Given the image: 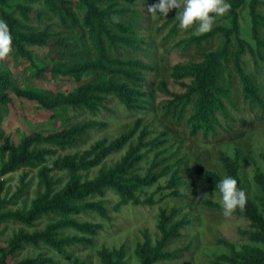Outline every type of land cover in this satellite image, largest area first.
<instances>
[{"label": "rangeland", "instance_id": "obj_1", "mask_svg": "<svg viewBox=\"0 0 264 264\" xmlns=\"http://www.w3.org/2000/svg\"><path fill=\"white\" fill-rule=\"evenodd\" d=\"M65 1L79 25H74L67 13L65 21L55 15L44 0H8L7 5L0 4V20L4 21L2 12L6 11L49 36L45 47L28 48L29 57L12 45L11 55L0 60V92L13 98L10 103L0 102V170L8 157L5 149L19 145L33 133L49 134L93 122L94 126L73 147L59 149L57 156H81L100 141L109 143L132 133L120 151L108 155L97 167L80 173L84 178L94 179L101 169L109 171L131 146L142 140L153 143L142 148L143 157L136 165V173L151 174L158 179L151 186L137 189L140 204L124 200L114 190L107 189L103 196L74 200L75 207L82 208L79 213L50 211L41 214L33 226L0 220V264L3 261L7 264H141L147 256L150 262L156 259L152 264H264L259 261L264 257V242L256 240L257 234L264 236V106L247 98L242 77L244 74L250 79L264 103V25L260 29L259 46L252 32L251 0H245L239 15L240 37L246 43V51L236 58L239 46L233 36L230 59L221 66L218 86L224 91L221 98L227 114L218 113L215 131L207 133L196 131L191 122L196 96L190 101L185 98L193 79L185 75L183 68L200 61L204 52L223 49L226 40L217 34L198 44L193 39L204 34L194 35V29H180L175 9L168 17L147 12L155 0H103L100 4L101 8L122 9L123 15L119 16L122 22L135 17L133 37L139 47L121 45L118 51L110 52L112 58L141 63L134 70L137 80L131 78L132 74L116 79L135 91L137 99L132 106L125 107L114 94L103 96L106 109L96 113L68 106L46 109L36 101L17 97L16 88L45 95L68 93L93 76L91 72L80 74L79 81L54 72L56 62L71 64L76 53H86L81 39L87 40L88 36L82 26L87 8L79 0ZM21 5L29 8V20L21 16L18 8ZM258 11L264 16V0H260ZM217 27L230 28L231 17L228 14L218 17L213 29ZM58 38L76 49L60 50L56 45ZM79 59L82 61L75 69L88 61L86 57ZM222 155L238 160L239 177L248 199L255 205L258 220L237 211L224 217L218 197L213 196L215 190L199 173L201 167L220 178L227 175ZM49 177L51 197L60 193L71 179L67 171H54ZM40 181V167L0 175V213L32 209L49 192ZM93 204L101 205L104 212L89 207ZM163 211L171 217L168 227L178 223L182 227L178 228V237L161 246L159 223ZM71 219L89 223L93 232L81 234L66 225ZM46 232L53 234V241L60 247L42 240L37 246L16 242L21 234ZM70 238L81 240L67 246L65 240ZM143 250L147 253L142 258Z\"/></svg>", "mask_w": 264, "mask_h": 264}, {"label": "trees", "instance_id": "obj_2", "mask_svg": "<svg viewBox=\"0 0 264 264\" xmlns=\"http://www.w3.org/2000/svg\"><path fill=\"white\" fill-rule=\"evenodd\" d=\"M79 1L87 8L82 26L86 28L84 31H87L88 36L87 40L81 39V43L84 46L83 50L86 53L83 55H80L79 52L76 53V57L74 61L72 60L71 64L69 62H56L54 72L58 75L73 76L79 81L81 80L80 74L91 72L93 76L68 93L59 92L45 95L33 90L16 88V96L36 101L46 109L68 106L71 108H84L91 113H96L100 109H106L103 104V96L114 94L119 97L125 107H130L137 99L135 91L126 83H120L116 79L117 77L130 76L132 74L131 78L137 80V75H135L134 70L137 66H141V63L134 59L123 61L116 57L112 58L110 52L111 50L118 51L121 45H126L133 49L139 47L138 41L133 37L135 34V17H132L128 22H122L119 19V16L121 17L123 15L122 9H113L114 7L112 9L101 8L100 4L103 0ZM228 2L231 7L226 14L231 17V27H217L201 37H195L193 39L199 44L202 40L210 39L217 34H221L226 40L223 49L204 52L201 55L202 59L200 61L190 63L183 68L185 75L193 79L185 98L187 101H190L192 96H196L195 112L191 117V122L196 131L203 130L206 133L214 132L218 124L217 114H227V108L221 98L224 91L218 86V81L221 76L222 62H227L230 59L231 38L234 36L238 42L239 51L237 52L236 58H239L246 51V43L240 37L239 22L240 9L243 7L245 0H228ZM7 3L8 0H0L1 5H7ZM44 3L50 11L60 16L64 21L67 18V13V15H71L69 18L71 22L76 26L79 25L71 7L67 6L68 3L65 0H44ZM259 4L260 0H251L249 9L253 36L260 46L262 43L260 29L264 25V16L258 11ZM18 8L24 20H29V8L22 5ZM2 16L9 26L13 38V46L22 55L29 57L31 54L28 49L29 47H45L47 42H49V36L46 32L35 31L31 26L26 25L12 13L3 11ZM113 17H116L117 20L114 21ZM56 45L62 51L65 50L62 49L64 47L69 50L76 49V47L66 45L62 38L56 39ZM85 57L88 61L80 65L79 69H75V65L82 61L79 58L84 59ZM242 77L245 82L247 98H252L253 101L259 102L264 106L259 92L255 89L250 79L244 74ZM12 101L13 98L10 95L0 92V102L10 103ZM94 124L93 122H89L70 129L64 128L58 132L49 134L33 133L19 145H13L5 149L4 154L8 152V157L2 165L0 175H6L23 168L40 167V184H44L49 192L45 197L36 201L32 209L28 211L16 210L0 213V220H13L28 226H33L34 221L41 214L50 211L61 212L66 215L79 213L82 208L75 207L73 204L74 200H81L93 195L103 196L107 189L114 190L124 200L132 201L134 204L141 203L139 196L136 194L137 189L151 186L158 179V176L151 174L143 176L136 173V165L143 157L141 153L142 148L151 145L153 141L143 143L141 140L136 146H131L124 157L110 168L109 171L101 169L99 175L92 180L84 178L80 172L89 171L97 167L108 155L120 151L128 143V139L132 133L109 143L107 140L100 141L92 150L86 151L81 156L77 154H67L63 157L57 156L59 149L73 147L78 142L79 137L87 129L93 127ZM145 135L147 133L143 136ZM156 142L157 139L154 141V144ZM93 154H95L94 157ZM221 161L227 175L236 178L238 187L245 191L241 178L239 177L238 160H233L226 155H222ZM54 171H67L70 173L71 179L60 193L51 197L52 181L49 175ZM198 171L208 180L211 188L215 190V185L221 179L220 176L201 167H199ZM89 207L104 212L102 206L99 204H93ZM236 211L254 220L259 219L255 205L250 202L248 197L245 206L242 209L238 208ZM161 218L159 229L162 233L161 246H163L170 239L179 236L178 228L182 227V225L178 223L168 227V224L171 222V217L166 216L165 211L161 213ZM67 224L81 234H90L93 232L90 231L91 225L89 223L81 224L71 219ZM40 240L51 246H59L53 241V234L51 232L35 235L21 234L17 237L16 242L21 245L22 243H27L37 246ZM80 240L78 238L66 239L65 244L69 246L75 242H80ZM256 240L264 242V236L257 234ZM146 253L147 250H143L140 256L143 258L146 256ZM148 258L149 256L144 258L141 264H152L156 260L154 259L150 262ZM259 261L264 263V257ZM1 264L7 263L3 261ZM108 264L111 263L108 262Z\"/></svg>", "mask_w": 264, "mask_h": 264}, {"label": "clouds", "instance_id": "obj_3", "mask_svg": "<svg viewBox=\"0 0 264 264\" xmlns=\"http://www.w3.org/2000/svg\"><path fill=\"white\" fill-rule=\"evenodd\" d=\"M228 0H155L148 6L147 12L152 16L168 17L176 10L175 17L182 30L194 29V35L206 34L213 29L218 17L224 16L230 9ZM116 21L117 18L113 17ZM13 38L8 24L0 20V60L12 53ZM213 196L219 199L224 217H230L246 203L245 191L238 187L237 179L231 175L223 176L215 185Z\"/></svg>", "mask_w": 264, "mask_h": 264}]
</instances>
